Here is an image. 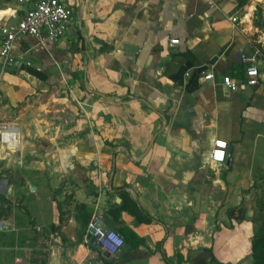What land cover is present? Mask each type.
I'll return each mask as SVG.
<instances>
[{
  "label": "crops",
  "instance_id": "1",
  "mask_svg": "<svg viewBox=\"0 0 264 264\" xmlns=\"http://www.w3.org/2000/svg\"><path fill=\"white\" fill-rule=\"evenodd\" d=\"M60 1L72 11L64 36L23 37L0 68V124L17 129L10 154L23 169L0 174V199H23L0 206V264L21 263L3 242L24 235L50 244L26 264H166L162 254L253 264L264 224V0ZM28 5L0 0V24ZM251 56L259 84L226 91L223 77L243 81ZM215 139L228 144L217 167ZM92 214L127 235L116 257L86 245Z\"/></svg>",
  "mask_w": 264,
  "mask_h": 264
},
{
  "label": "built area",
  "instance_id": "2",
  "mask_svg": "<svg viewBox=\"0 0 264 264\" xmlns=\"http://www.w3.org/2000/svg\"><path fill=\"white\" fill-rule=\"evenodd\" d=\"M256 1V0H252ZM19 4L32 3L33 7L24 11L22 17L13 24H0V68L3 70L7 66L13 65L16 61L13 51L15 44L23 37H33L40 42L55 43L65 34L71 23L72 11L60 0H18ZM211 10L216 9L212 5ZM209 12L206 13L208 16ZM239 19L232 18L231 22L236 23ZM179 40H171L170 45H178ZM244 80L235 82L229 76L222 79V86L226 91L235 92L241 88L256 87L259 84L260 73L256 65L255 56L245 57ZM205 80H212L213 74L209 73ZM20 135L16 128L9 124H0V143L7 148L13 147L15 150L20 145ZM228 144L222 139H215L209 154V164L217 167L226 162ZM85 243L90 249L105 252L109 257H116L124 246V239L114 230L106 229L102 218L97 214H92L86 229Z\"/></svg>",
  "mask_w": 264,
  "mask_h": 264
},
{
  "label": "rangeland",
  "instance_id": "3",
  "mask_svg": "<svg viewBox=\"0 0 264 264\" xmlns=\"http://www.w3.org/2000/svg\"><path fill=\"white\" fill-rule=\"evenodd\" d=\"M29 7L30 6L28 5V3L22 4V8L25 10L28 9ZM45 149L46 148H44V150H42V149L41 150L44 152ZM21 166H22L21 165V158L18 156V154L8 153V151L5 149V147H3L2 144L0 143V174H3L4 172H6V174H4L5 176H7V175L13 176V174H12L13 172H23L22 171L23 169ZM1 196H3V195H1ZM4 197L8 198L9 201L11 199L16 200L17 208H18V204H19V206H23V205H21L23 199H19V197L16 195H14L15 199H13L12 198L13 197L12 192L7 193L6 195L4 194ZM3 204H4V202L1 201V199H0V206ZM4 206H7V204L5 203ZM13 206H14V204H13ZM4 210L9 211L8 213H10L12 211V210L10 211V209H6V207ZM18 225L16 224L17 227L22 226V224L21 225L18 224ZM23 227H25V226H23ZM37 232H38V234H41V231L40 232L37 231ZM32 237L35 238V240L32 241L30 239L29 241H27L26 235H24L22 240H17L16 246L14 245L15 244L14 239L12 240L11 237H8V240H4L3 244L8 246V247H10V245H12L13 249L7 250L6 252L8 254L13 253V254L18 255L19 258L21 259L20 264H26V262H28V256L31 259H33L34 258L33 256H35L37 258V256L39 254L43 255V249L45 248L44 249V252H45V250L48 249L47 246L50 244L48 242L46 243L44 239L40 238V235H37L38 238L34 237V235ZM30 264H32V263H30ZM218 264H222V263H218Z\"/></svg>",
  "mask_w": 264,
  "mask_h": 264
},
{
  "label": "trees",
  "instance_id": "4",
  "mask_svg": "<svg viewBox=\"0 0 264 264\" xmlns=\"http://www.w3.org/2000/svg\"><path fill=\"white\" fill-rule=\"evenodd\" d=\"M1 199L4 203H7L8 205L10 204V202L8 200H5V198L2 197ZM127 232L130 233L137 242H141V240L135 234H132L130 230H127ZM120 235L122 236L124 241L125 239L127 240V235L125 234V232ZM127 243H129L128 240H127ZM262 252L264 253V224L259 226L258 234L254 235V238H253V242H252L253 264H263L264 263V258L261 255ZM162 258L166 264H170L168 259L165 257V255L162 254ZM211 263L218 264V262L213 257L211 258Z\"/></svg>",
  "mask_w": 264,
  "mask_h": 264
},
{
  "label": "water",
  "instance_id": "5",
  "mask_svg": "<svg viewBox=\"0 0 264 264\" xmlns=\"http://www.w3.org/2000/svg\"><path fill=\"white\" fill-rule=\"evenodd\" d=\"M7 149H8L10 152H13V153L16 151L15 148H13V147H8ZM106 254H107V253H106ZM107 255H108V254H107ZM108 256H109V255H108Z\"/></svg>",
  "mask_w": 264,
  "mask_h": 264
}]
</instances>
